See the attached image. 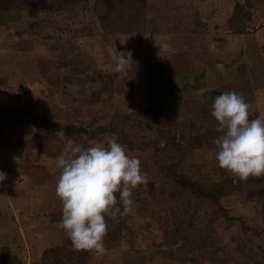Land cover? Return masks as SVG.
I'll use <instances>...</instances> for the list:
<instances>
[{
  "label": "rangeland",
  "instance_id": "rangeland-1",
  "mask_svg": "<svg viewBox=\"0 0 264 264\" xmlns=\"http://www.w3.org/2000/svg\"><path fill=\"white\" fill-rule=\"evenodd\" d=\"M128 50L138 63L114 73L112 56ZM228 91L264 118V0H0V264H264V199L250 184L232 193L213 156L211 106ZM107 122L108 133L65 138L116 140L149 182L103 253L72 252L55 193L64 145L48 126ZM168 176L226 194L197 249L196 231L168 214L196 187Z\"/></svg>",
  "mask_w": 264,
  "mask_h": 264
},
{
  "label": "clouds",
  "instance_id": "clouds-1",
  "mask_svg": "<svg viewBox=\"0 0 264 264\" xmlns=\"http://www.w3.org/2000/svg\"><path fill=\"white\" fill-rule=\"evenodd\" d=\"M111 59L114 73L130 72L138 63L131 50ZM249 109L235 91L215 95L211 106V116L218 122L213 156L234 181L264 175V118L249 119ZM57 135L64 145L55 162L59 169L55 193L62 205L58 227L74 249L103 253L106 217L115 220L133 210L132 192L149 182L147 173L141 170L139 158L128 155L116 140L106 145L90 141L85 147L66 139L62 130ZM6 178L7 173L0 170V183Z\"/></svg>",
  "mask_w": 264,
  "mask_h": 264
},
{
  "label": "trees",
  "instance_id": "trees-1",
  "mask_svg": "<svg viewBox=\"0 0 264 264\" xmlns=\"http://www.w3.org/2000/svg\"><path fill=\"white\" fill-rule=\"evenodd\" d=\"M40 2L46 3V0H39ZM8 1H5V3ZM4 3V4H5ZM4 4L2 5L4 7ZM112 117V116H111ZM117 118L114 116L111 120ZM36 122L35 125L37 124L38 121ZM97 124L99 126H97ZM95 124L94 127H90V129H85L83 126L82 127H75L73 125H68V126H61L59 124H54L51 126H48V129L53 130L54 134H57L59 131H63L66 135H73V136H82V138L87 140V137L90 139L89 136L95 137L100 135L101 133H108L109 128H110V123H97ZM81 138V139H82ZM159 172H162V167H158ZM175 184H174V183ZM231 182V183H230ZM166 184L168 187L170 185H176V186H187L190 187L191 185L193 187H196V185L184 178H178V179H172V177H167ZM252 185L254 188L259 190L258 194H256L258 197L264 199V175L260 177H255V176H249V178L246 181H236V185H232V179L229 181V186H230V191L236 192L239 190L244 189V191L247 188V185ZM221 184H213L211 186H204V187H196V189H192L191 193H188V198H186V203L187 205L184 207H180L177 204L171 206L169 209V215L174 218V223L176 221L179 222V220H186L187 223V228L190 231H196V233L193 235V244L196 246V249L199 248L198 245L201 243H207L208 240L210 239L209 232H212V224L216 220V218H222L224 217V212L222 210V197L225 196L226 194L223 193V187H221ZM199 188V189H197ZM230 192V193H231ZM185 201V200H184ZM162 203H164L162 201ZM200 208H202V215H198V211H200ZM205 208V213L203 212ZM207 210L210 211V213H207ZM212 212V213H211ZM183 217V218H180ZM203 217L206 219L204 220ZM121 217H118L117 219L113 220L110 217H106L107 221V232L110 230L111 226H115V224L120 221ZM214 225V224H213ZM114 228V227H113ZM70 241V240H69ZM71 244L70 247L67 249L69 250H74L71 241L69 242ZM61 248H64L61 247Z\"/></svg>",
  "mask_w": 264,
  "mask_h": 264
}]
</instances>
